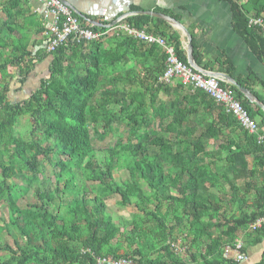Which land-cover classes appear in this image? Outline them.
<instances>
[{
	"label": "trees",
	"instance_id": "obj_1",
	"mask_svg": "<svg viewBox=\"0 0 264 264\" xmlns=\"http://www.w3.org/2000/svg\"><path fill=\"white\" fill-rule=\"evenodd\" d=\"M223 1L231 26L264 63V37L248 23L264 13V0ZM27 2L0 0V208L6 214L0 217V264H98L97 257L248 264L223 255L238 239L244 255L249 247L260 250L250 264H264V222L250 228L264 216V148L257 134L204 91L160 81L162 48L118 25L163 37L188 63L178 31L146 14L128 15L108 29L73 12L80 25L105 33L47 52L44 37L32 38L43 25ZM138 10L130 5L127 12ZM191 37L198 66H216L264 104L252 88L253 75L234 76L226 59L203 62ZM45 59L37 85L11 100L12 80L23 85ZM219 84L234 92L264 137V112L235 86ZM94 135L111 140L97 150ZM116 172L125 177L115 178ZM111 200L133 204L137 212L116 222ZM179 241L184 255L175 250Z\"/></svg>",
	"mask_w": 264,
	"mask_h": 264
},
{
	"label": "crops",
	"instance_id": "obj_2",
	"mask_svg": "<svg viewBox=\"0 0 264 264\" xmlns=\"http://www.w3.org/2000/svg\"><path fill=\"white\" fill-rule=\"evenodd\" d=\"M27 1V5L31 11L36 15V18L38 17L37 19L42 22L40 13V10L43 8L42 3L39 0ZM65 1L70 6H73L74 9L78 10L83 17L94 20L100 24H110L119 17H122L120 15L126 14L130 5L138 6L140 10L152 9L156 11V9H159L160 11L158 12H162V10H169L179 16L180 23L184 25V27L189 31L190 35L193 36L195 45L202 55L201 60L203 62L226 59L233 65L234 76L246 78L250 75H253L256 78V80L252 83L253 90H255L260 95H264V63L256 56V54L253 53L243 38L231 26L232 16L230 6L223 0ZM24 9H26L25 6ZM20 19L22 18L20 17ZM178 33L182 47L184 48V38L180 31H178ZM40 37L41 33L32 36V38L35 39H39ZM48 62L49 60L45 59L35 65L34 72L36 71L37 67H39V69L42 71L40 72V75H38V79L39 76L45 73L48 67ZM42 63H44L43 67L40 68ZM212 71H218L216 70V66ZM23 85L17 83V81L13 79L8 96L9 94H15L16 88ZM261 130L264 132V125H262ZM215 143L213 142V145H216ZM247 160L249 162V168L254 167L252 164V159L248 158ZM262 169L264 171V168ZM259 181H261V179H259ZM239 182L241 181L239 180L237 183ZM238 240L241 241V239ZM257 250H259L257 246L249 247L246 252L247 261L245 260L244 262L247 263L248 261H252L251 258H254L256 254H259L260 250L258 252Z\"/></svg>",
	"mask_w": 264,
	"mask_h": 264
},
{
	"label": "built area",
	"instance_id": "obj_3",
	"mask_svg": "<svg viewBox=\"0 0 264 264\" xmlns=\"http://www.w3.org/2000/svg\"><path fill=\"white\" fill-rule=\"evenodd\" d=\"M43 8L40 10L42 17L43 31L41 37L43 38L42 47L47 52L55 50L58 46L69 41H89L98 38L101 34L93 31L89 27L80 25L78 18L73 15V10L61 0H39ZM124 17H120L116 24H118ZM248 23L257 26L264 37V13L259 16H250ZM115 24V25H116ZM113 26L107 27L108 29ZM120 29L139 39L147 44H158L166 54L165 68L162 75L159 77L160 81L167 83H175L179 81L183 86L192 89H199L208 94L216 102L221 103L225 110L234 115L238 123L249 132L257 134V142L262 144L264 148V137L257 133V125L254 119L250 118L247 111L241 106L239 101L235 99L234 92L229 88L220 86L218 78L207 76L195 70L188 63H185L177 57L174 48L165 42V39L159 35L146 33L144 30H137L129 27L125 23L118 25ZM264 222V216L256 219L250 226L251 229L259 227ZM242 242L237 240L233 248H224V257L230 254L232 259L238 263L246 260V255L241 253ZM97 263L102 264H136L133 260L125 258L107 260L106 257H97Z\"/></svg>",
	"mask_w": 264,
	"mask_h": 264
},
{
	"label": "water",
	"instance_id": "obj_4",
	"mask_svg": "<svg viewBox=\"0 0 264 264\" xmlns=\"http://www.w3.org/2000/svg\"><path fill=\"white\" fill-rule=\"evenodd\" d=\"M61 1L65 4H67L73 10V12L76 13L78 16L83 17L82 14L78 10L74 9L73 6H70L65 0H61ZM131 14H146V15L153 16L156 18L164 19V21H166L168 24H170L171 27H173L175 30L180 31L182 33V36L184 38L183 39V46H184V49L186 52V60L191 67H193L195 70L201 72L204 75L216 77L223 82H226L230 85L235 86L236 89L250 103L256 105L257 107H259L261 110L264 111V104L250 90H248L245 87L238 85L237 82L234 80V78H232V77H230V76H228L222 72L205 70L196 64L194 57H193L192 37H191L189 31L184 27V25H182L180 23V21L176 20L175 18L171 17L170 15H167L165 13L158 12V11H155L152 9L151 10L150 9H143V10H138L135 12H127L126 14L121 15V16L127 17L128 15H131ZM83 18L91 25L110 27V26L115 25L120 17L118 19L114 20L113 22H111L110 24H106V25L100 24V23H98L94 20H91V19H87L86 17H83ZM37 48L38 47H36L35 49H37ZM251 262L252 261H250V262L248 261L247 263L250 264Z\"/></svg>",
	"mask_w": 264,
	"mask_h": 264
},
{
	"label": "rangeland",
	"instance_id": "obj_5",
	"mask_svg": "<svg viewBox=\"0 0 264 264\" xmlns=\"http://www.w3.org/2000/svg\"><path fill=\"white\" fill-rule=\"evenodd\" d=\"M43 64L44 63L41 64V67L40 68L43 67ZM40 72H42V71L39 69V67H37V69H36L35 72L33 70L32 74L29 77V80L23 86H21V87L18 86V88H16V93L15 94H9L10 98L12 100L15 99L16 101L17 100H22L23 98H25L27 92L30 91L32 88H34V86L37 85L38 75H40ZM45 74H46V72L44 74H42V75H45ZM23 92H25V93H23ZM159 96L162 99L165 98V95L164 94H161L160 93ZM25 120H26L25 118H21V121L18 123L17 127H19V128L22 127L23 126L22 123L25 122ZM110 140H111V137L110 136L108 138L99 139V138H97V135H94L92 143H93L95 149L98 150V149H101V147H103L104 145H106L108 142H110ZM99 155H101V152L99 153ZM114 177L115 178L125 177V174L122 175L121 173L116 172L114 174ZM20 190H22V188H20ZM27 197H28L27 199H31L28 195H27ZM108 205H109L108 206V210H109L110 213H112L113 220L116 221V222H121V224L124 222L123 220L129 219L131 217V215H133V214H135L137 212L133 204H129V205H126V206L122 207V206H118L115 203V200H111ZM2 211L4 213V216L6 215L5 214V210L4 209L1 210V208H0V217H1ZM0 224H1V219H0ZM175 245H177L176 248H175V250L178 251V253L180 255H184V251H183L184 248L181 245V241H179ZM258 251L259 250H257V252ZM120 253H121V251H120ZM258 255L259 254H256V256L254 258H251V260L252 261H256L258 259ZM228 258H232L231 254L228 256Z\"/></svg>",
	"mask_w": 264,
	"mask_h": 264
}]
</instances>
